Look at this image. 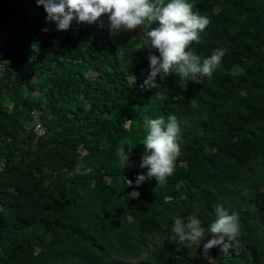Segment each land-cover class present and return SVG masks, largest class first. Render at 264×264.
<instances>
[{
	"label": "trees",
	"instance_id": "1",
	"mask_svg": "<svg viewBox=\"0 0 264 264\" xmlns=\"http://www.w3.org/2000/svg\"><path fill=\"white\" fill-rule=\"evenodd\" d=\"M187 2L211 21L189 50L226 55L200 83L181 84L174 73L145 90L147 49L127 36L116 44L106 15L57 31L36 0H0L9 38L0 76V264H264V0ZM31 108L44 126L37 137L25 127ZM169 115L182 128L173 175L124 199L133 188L122 176L134 184L148 171L140 167L144 117ZM122 143L130 156L123 170ZM81 162L92 171L77 174ZM218 204L239 214L242 231L226 249L213 246L210 263L202 255L210 235L183 248L172 226L198 212L207 227ZM32 246L39 251L27 257Z\"/></svg>",
	"mask_w": 264,
	"mask_h": 264
},
{
	"label": "clouds",
	"instance_id": "2",
	"mask_svg": "<svg viewBox=\"0 0 264 264\" xmlns=\"http://www.w3.org/2000/svg\"><path fill=\"white\" fill-rule=\"evenodd\" d=\"M47 13L46 20L54 22L57 31H67L72 22L77 24L97 22L107 15L110 32L142 30V48L159 53L150 54L149 74L140 85L149 90L161 85L156 82L171 74L179 76L181 84L185 81L200 83L204 77L210 78L221 65L226 49L216 48L207 58L189 50L192 42L200 43V34L211 23L210 18L201 15L187 0H36ZM42 31H47L43 29ZM133 83L135 82L132 77ZM132 83V84H133ZM146 135L143 140L145 155L142 156L141 168H147L146 174H138L135 182L122 176L126 187L133 190L124 199H138L140 193L135 190L146 180L155 178L156 185H164L167 178L175 171V162L180 155L182 128L175 115L167 118L159 116L143 119ZM121 144L117 151L122 170L130 166L129 152ZM131 149H129L130 151ZM92 169L82 162L78 163L75 172L80 175L90 173ZM196 212L187 218L174 219L172 240L183 248L199 247L204 238L211 236L203 244L202 255L208 258L209 250L216 245L226 249L241 235L242 227L237 212H231L222 205L215 206V219L207 227L202 225ZM228 243H225V241ZM182 248H177L180 251Z\"/></svg>",
	"mask_w": 264,
	"mask_h": 264
},
{
	"label": "built area",
	"instance_id": "3",
	"mask_svg": "<svg viewBox=\"0 0 264 264\" xmlns=\"http://www.w3.org/2000/svg\"><path fill=\"white\" fill-rule=\"evenodd\" d=\"M48 26L42 25L43 29H47ZM8 29L2 28L0 31V76L2 75L5 64L8 62L7 46H8ZM92 73L86 72L84 76H91ZM30 122L25 124L26 129L30 130L35 137L44 133V126L40 120V110L37 108H31L29 111ZM2 167V161H0V169Z\"/></svg>",
	"mask_w": 264,
	"mask_h": 264
},
{
	"label": "rangeland",
	"instance_id": "4",
	"mask_svg": "<svg viewBox=\"0 0 264 264\" xmlns=\"http://www.w3.org/2000/svg\"><path fill=\"white\" fill-rule=\"evenodd\" d=\"M106 17H107V15H106ZM108 31H109L110 34L114 35L113 40H114V42L116 44H120L122 42V39H123L124 36H127L128 38L133 39V40H139L141 38V35H142V30L139 27H137V29L133 33L130 32V31H121L119 33H114V32H110L109 27H108ZM134 46L136 47V44ZM147 53H148V56H149L150 55V51L148 49H147ZM129 79H130V82L132 83V77H130ZM5 105H6V103H5ZM78 152H79V154H83V153H85V150L82 147H79ZM19 211H20L21 214H25L23 209H20ZM25 249H26V256L27 257H34V255H36L38 253V251H39V248L36 247V246H32L31 250L28 247L25 248ZM204 261L213 263L212 260L209 257L208 258L205 257Z\"/></svg>",
	"mask_w": 264,
	"mask_h": 264
}]
</instances>
